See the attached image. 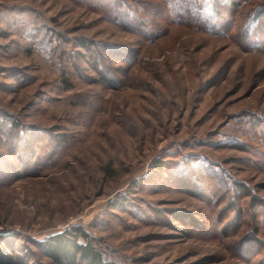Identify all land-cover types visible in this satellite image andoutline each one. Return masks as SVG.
<instances>
[{
    "label": "rangeland",
    "instance_id": "374dc122",
    "mask_svg": "<svg viewBox=\"0 0 264 264\" xmlns=\"http://www.w3.org/2000/svg\"><path fill=\"white\" fill-rule=\"evenodd\" d=\"M227 10L0 0V264H264V0Z\"/></svg>",
    "mask_w": 264,
    "mask_h": 264
},
{
    "label": "trees",
    "instance_id": "16d2710c",
    "mask_svg": "<svg viewBox=\"0 0 264 264\" xmlns=\"http://www.w3.org/2000/svg\"><path fill=\"white\" fill-rule=\"evenodd\" d=\"M165 1L167 3V14L174 22L190 21L197 27L209 32V28L211 26L208 25V23L211 21L213 26L218 27V31L223 32V26L227 21V18H225V12L227 8H234V12L237 2L241 0H212L214 1L212 4V12H208L207 14H202L198 11L192 12V8L190 7L191 4L189 2L190 0H182L183 4H178L179 6L176 5L175 0ZM254 19L255 20H253V17L249 19V21L253 23V27L250 31L246 30L247 33L244 31L242 39L247 40V44L252 43L253 41L257 44H264L263 19L262 17H255ZM210 29H215L217 31L216 27H211ZM69 233L76 235V233ZM53 239L54 240L52 242L44 241L42 245L49 256L59 264H76L77 260H80L85 264H105L103 258L89 245H84L80 242H77L76 236H66L63 238L60 235H55Z\"/></svg>",
    "mask_w": 264,
    "mask_h": 264
}]
</instances>
